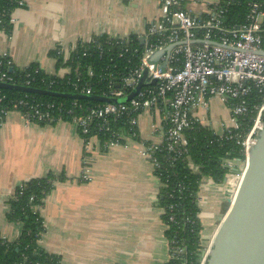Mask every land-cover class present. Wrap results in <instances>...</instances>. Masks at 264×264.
Segmentation results:
<instances>
[{"label":"crops","instance_id":"obj_1","mask_svg":"<svg viewBox=\"0 0 264 264\" xmlns=\"http://www.w3.org/2000/svg\"><path fill=\"white\" fill-rule=\"evenodd\" d=\"M21 1L23 6L10 14V36L0 30V57L6 55L18 69L34 64L59 77L68 69L57 67L51 55L58 46L71 48L100 36L139 39L159 16L155 0ZM217 1L182 0V6L206 16ZM203 114L200 124L219 135L228 119L226 106L211 99ZM152 123L156 116L139 118L141 139L156 141L150 136ZM125 145L102 152L93 142L86 150L72 123H26L9 112L0 123V238L14 242L21 234V224L7 220V202L18 185L62 177L38 211L44 227L38 245L45 253L57 256L60 264L167 263L160 183L140 155V144L129 140ZM85 159L91 163L88 180L83 179ZM222 185L202 180L199 198L202 193L206 207L216 205Z\"/></svg>","mask_w":264,"mask_h":264},{"label":"built area","instance_id":"obj_2","mask_svg":"<svg viewBox=\"0 0 264 264\" xmlns=\"http://www.w3.org/2000/svg\"><path fill=\"white\" fill-rule=\"evenodd\" d=\"M155 1L158 4L159 16L142 35L143 51L134 50L131 55L132 58H138V65L125 74L115 72L103 77L106 83L104 96L121 100L132 92L140 82L143 72L147 71V84L132 98L124 102L95 104L85 110H82L77 100H73L70 107H64L36 99H20L11 103V109L6 107L0 109V123L9 112L19 113L26 123L49 125L57 121L69 122L75 125L86 150L93 142L102 152H108L115 147L126 146L125 143L129 140L137 141L141 146L140 155L150 163L154 171L161 165L159 158L172 165L187 153L188 141L184 133L193 124L203 121L205 117L203 113L207 111L209 101L217 99L229 112L219 135L241 146L246 166L248 151L254 145L257 132L263 125L262 4L258 0L251 1L243 22L224 25L222 18L230 0L224 9L218 0L209 7L205 18L184 9L182 0ZM10 23L13 24L11 18ZM115 40L127 44L125 39ZM82 43H93L102 53L101 42L92 39ZM169 45L173 47L166 56L160 58L157 65L149 63L151 55ZM75 50L76 46L71 48L58 46L55 53L63 62H67ZM123 51L128 52V49ZM1 58L6 60V67L12 65V61L6 55ZM164 60L166 66L161 72L159 65ZM87 73L91 77L92 69L88 68ZM78 76L76 69V79L72 83L73 93L92 96L90 85L81 82L77 79ZM153 80L155 82L151 84ZM11 81L6 73L1 74L0 83L13 85ZM28 85L29 82L26 83L27 87ZM116 85H119V88H116ZM254 95L262 99L259 106L250 105ZM3 100L4 97H1L0 102ZM252 108L257 113L251 128L244 135L241 131V120L249 116ZM142 115L157 117V123H152L149 128L150 136L156 139L155 142L141 139L139 136V118ZM115 125L126 128V132L113 131L111 126ZM100 133L109 135V138L101 140L98 137ZM223 163L231 172L225 176V182L233 177L236 179L235 184L239 183L244 169L237 174L232 162L224 160ZM90 164V161L84 160V180L89 179ZM197 203L198 205L200 203L199 193ZM40 207L34 210L38 212ZM168 209L172 210L173 206H169ZM169 221H174V218H169ZM185 221L188 222V219ZM168 253V260L186 255L185 248L176 240L168 243ZM204 253L201 264L206 260L207 252Z\"/></svg>","mask_w":264,"mask_h":264},{"label":"trees","instance_id":"obj_3","mask_svg":"<svg viewBox=\"0 0 264 264\" xmlns=\"http://www.w3.org/2000/svg\"><path fill=\"white\" fill-rule=\"evenodd\" d=\"M253 0H220L221 8H225L223 15L224 25H233L244 21L248 12V4ZM264 10V0H258ZM21 0H0V30L7 36L12 32L10 23L11 12L22 7ZM205 18L206 16H202ZM94 41L102 43L96 49L93 43L76 45V50L67 62L56 55L54 50L51 54L56 60L57 67L68 69L64 78L57 75L45 74L37 65H30L24 69L13 66L6 67V60L0 57V76L6 73L12 79L10 83L15 86L28 87L56 93H73L72 83L76 79V69L83 83H88L92 90V96L100 99H107L106 83L103 77L108 73L118 72L125 74L129 69L138 65V58H132V52L143 51V46L137 37L126 38L127 44L120 41L100 36L93 38ZM123 49H128L124 52ZM85 54V55H83ZM121 54V57H120ZM127 67V68H125ZM88 68L92 69L93 75L88 76ZM12 70L9 72V70ZM37 71V72H36ZM1 108L11 109V103L20 99H36L39 101L51 102L56 105L70 107L73 100L53 98L32 94L19 93L10 90H0ZM262 99L254 95L251 106H259ZM82 110L103 101L77 100ZM106 103V102H105ZM114 103V102H110ZM249 116L241 120V131L246 133L251 128L256 111L252 108ZM80 112V111H79ZM82 113V111H81ZM63 120L65 119L62 117ZM261 122L264 123V114ZM112 130L126 132V128L120 125L111 126ZM188 141V150L180 159L172 165H168L160 158V167L153 171L160 183L159 206L162 208V222L165 225L164 236L168 243L172 240L185 248V257L170 258L165 264H201L202 245L201 234L203 225L200 218V207L197 203L200 184L204 178L210 179L215 184H222L225 176L231 173L224 166L223 161L229 160L236 168L245 166V154L241 146L232 141H227L224 136L214 134L207 126L195 123L185 133ZM101 140L109 138V135L100 133ZM63 178L54 176L46 178H34L18 185L12 197L8 200L7 220L21 224V234L14 242H8L0 238V264H60L59 258L45 253L38 245L40 235L44 231L43 222L38 212L34 209L43 205L45 197L53 190L54 182L62 181ZM169 206H173L169 210ZM174 221L170 222L169 218ZM188 219V222L185 220Z\"/></svg>","mask_w":264,"mask_h":264},{"label":"water","instance_id":"obj_4","mask_svg":"<svg viewBox=\"0 0 264 264\" xmlns=\"http://www.w3.org/2000/svg\"><path fill=\"white\" fill-rule=\"evenodd\" d=\"M143 46L144 38H139ZM173 45L156 51L149 58V63L157 65L162 56H166ZM165 60L159 65V70H165ZM12 70L10 69L9 72ZM147 71L132 92L121 100L110 102H124L132 98L137 91L147 84ZM154 80L151 84H154ZM119 88V85H116ZM0 90H10L19 93L63 98L68 100H89L108 102L95 96H85L74 93H56L0 83ZM225 183V180L223 181ZM232 196L233 192H226ZM230 205V206H229ZM224 217L206 253L203 264H264V123L257 132L255 143L248 151L247 163L242 179L230 204L225 200Z\"/></svg>","mask_w":264,"mask_h":264},{"label":"rangeland","instance_id":"obj_5","mask_svg":"<svg viewBox=\"0 0 264 264\" xmlns=\"http://www.w3.org/2000/svg\"><path fill=\"white\" fill-rule=\"evenodd\" d=\"M62 72V71H61ZM221 108V107H220ZM217 111L219 112V106L217 108ZM221 112V111H220ZM224 110H223V114H224ZM219 121V117L217 118ZM244 169V167H243ZM242 168H236V172L237 174L243 170ZM236 173H234L235 175ZM222 189L224 190V193L221 191V193L219 194V199H217L216 205L215 206H211V207H206V200H204V196L201 193V199H200V203L201 206V210L203 211V214H201V219L202 220H206L202 225L203 226V231L201 234V245H202V253H201V258H202V254H205L204 252H207L210 249L211 246V242L215 236V233L217 232L219 225L224 217V206L223 203L225 202V200L230 199V204L232 203L234 197L233 194L232 196L225 193L226 192H233L237 186L236 184H228V180L224 183V186L222 185ZM234 193V192H233ZM205 204V205H204ZM209 205V203H208Z\"/></svg>","mask_w":264,"mask_h":264},{"label":"bare ground","instance_id":"obj_6","mask_svg":"<svg viewBox=\"0 0 264 264\" xmlns=\"http://www.w3.org/2000/svg\"><path fill=\"white\" fill-rule=\"evenodd\" d=\"M243 172H244V170H243ZM241 179H242V176H241V178H240V181H241ZM235 182H236V179H234L233 177L228 179V184L233 185V184H235ZM239 183H240V182H239ZM239 183H236L237 188L233 191V192H234V193H233V197H234V194L236 193V190L238 189ZM229 206H230V205H229Z\"/></svg>","mask_w":264,"mask_h":264}]
</instances>
